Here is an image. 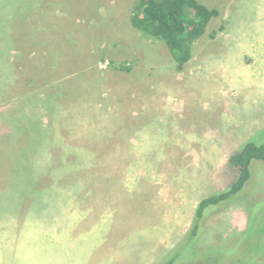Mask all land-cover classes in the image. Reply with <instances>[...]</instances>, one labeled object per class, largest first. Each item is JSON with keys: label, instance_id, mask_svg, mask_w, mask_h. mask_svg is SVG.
<instances>
[{"label": "rangeland", "instance_id": "374dc122", "mask_svg": "<svg viewBox=\"0 0 264 264\" xmlns=\"http://www.w3.org/2000/svg\"><path fill=\"white\" fill-rule=\"evenodd\" d=\"M135 1L0 0V189L35 164L54 190L0 202V264H161L264 142V0H197L218 16L181 71ZM222 204L174 264H264V161Z\"/></svg>", "mask_w": 264, "mask_h": 264}, {"label": "trees", "instance_id": "16d2710c", "mask_svg": "<svg viewBox=\"0 0 264 264\" xmlns=\"http://www.w3.org/2000/svg\"><path fill=\"white\" fill-rule=\"evenodd\" d=\"M133 6L134 11L130 18L131 26L153 38L162 40L176 63L178 71H181L183 66L189 61L192 45L205 33L209 21L218 16L216 10L206 7L197 0H136ZM122 69L124 70V68ZM24 117L29 118L27 115ZM40 130L39 132L43 134V130L41 128ZM31 145L24 150L23 155H18L17 160L13 161L19 165L24 163V159L31 152ZM254 161H264V142L255 143L252 139H249L229 157V164L237 171V176L232 186L228 190L203 198L198 203L189 232L179 245L168 253L167 261L165 260L161 264H174L179 259L192 263L191 258L186 257V252L198 242L202 219L209 211L223 205V202L229 201L232 196L243 189L251 178V165ZM30 169L32 170L31 175H16L17 180L15 178V182L24 187L7 186L5 188H8V193L5 188L0 189V202L13 204V201L15 202L14 197L27 192L32 195L38 194L36 201H42L48 194L53 195L54 190L52 191L50 186L43 189L37 186V173L39 172L41 176L43 169H36L35 164ZM81 169L77 165L75 169H63L57 175L61 178V174H63V178L70 181V187H72V182H75L73 184V187H75L78 186V182H81L79 179L71 180L73 177H70V173L74 171L80 172ZM26 170L30 174L31 170L29 172L28 169ZM25 171L22 172L25 173ZM13 176H10L9 180ZM196 255L193 254V260Z\"/></svg>", "mask_w": 264, "mask_h": 264}, {"label": "crops", "instance_id": "0c3cea01", "mask_svg": "<svg viewBox=\"0 0 264 264\" xmlns=\"http://www.w3.org/2000/svg\"><path fill=\"white\" fill-rule=\"evenodd\" d=\"M65 264H70V262L65 261Z\"/></svg>", "mask_w": 264, "mask_h": 264}]
</instances>
